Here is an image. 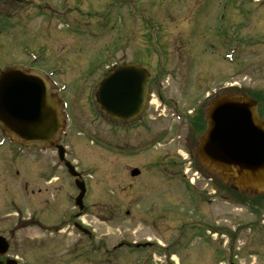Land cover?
<instances>
[{"label": "rangeland", "instance_id": "1", "mask_svg": "<svg viewBox=\"0 0 264 264\" xmlns=\"http://www.w3.org/2000/svg\"><path fill=\"white\" fill-rule=\"evenodd\" d=\"M83 1L78 4L83 9H63L59 0H48L51 7L46 9H0L11 24L0 28V70L16 64L58 70L53 78L60 85L56 94L66 103L62 115L67 113L59 142L88 183V221L96 230L93 263L102 262V234L108 233L110 245L125 230L134 240L151 238L163 248L172 238L179 240L171 244L174 254L155 249L146 264L171 259L183 264H264V195H239L232 187L203 179L182 146L194 143L199 120L204 125L189 112L206 108L229 85H235L232 95L258 99L264 116V44L237 46L232 62L223 59L229 46L236 45L224 36L233 34L230 25L242 24L241 16L231 17L233 9H241L244 20L248 13L254 18L264 12V0ZM107 4L113 7L105 9ZM217 13L227 15L226 23L217 22ZM148 35L156 54L166 59L163 75ZM134 62L146 64L155 77L148 83L146 114L123 129L100 111L94 92L108 71ZM208 88L215 93L204 100ZM153 90L169 108L158 105ZM176 111L181 116L171 115ZM132 168L139 175L131 177ZM65 173L54 148L1 145L0 140V198L25 197L20 187L26 183L40 184L50 199L73 197L75 189ZM13 200L9 206L0 204V215L15 207L26 215L33 208ZM37 213L35 220L48 216ZM9 216L17 217L13 212ZM200 219L204 222L197 225ZM202 231L205 237L191 238ZM146 250L140 253L142 263ZM17 252L30 261L37 258L27 248Z\"/></svg>", "mask_w": 264, "mask_h": 264}, {"label": "water", "instance_id": "2", "mask_svg": "<svg viewBox=\"0 0 264 264\" xmlns=\"http://www.w3.org/2000/svg\"><path fill=\"white\" fill-rule=\"evenodd\" d=\"M145 80L146 75L136 66L115 69L96 92L101 110L114 118L135 117L142 109ZM46 90L44 80L32 73L13 69L2 74L0 126L24 144L53 146L62 122L58 104ZM255 107L250 98L222 93L208 111V128L200 139L198 157L222 183L260 193L264 191V121ZM55 147L59 159L64 160V148ZM65 165L76 175L68 162ZM136 174V169L131 172Z\"/></svg>", "mask_w": 264, "mask_h": 264}, {"label": "flooded vegetation", "instance_id": "3", "mask_svg": "<svg viewBox=\"0 0 264 264\" xmlns=\"http://www.w3.org/2000/svg\"><path fill=\"white\" fill-rule=\"evenodd\" d=\"M78 4H84V1L65 0L62 2L63 9H83L84 5ZM48 7H51L48 0H0V9H46ZM242 12L241 9H233L231 17L238 19V16L243 14ZM247 15L249 18L248 24L238 28L239 37L237 39L241 41L242 45H255L257 43L263 45L264 37L261 35L263 34V30L261 29L264 28V12L259 11L254 18L250 17L249 13ZM145 57L151 61L150 54H145ZM213 93H215V90L207 91L203 99L209 98L210 94ZM215 98L213 96L211 98L212 101ZM259 103L258 101L257 107L260 106ZM166 106L169 108L167 104ZM205 109L204 106L201 110H193L189 113L193 116H203L205 122ZM145 111L146 107L144 106L141 118L146 114ZM171 115H174V113L172 112ZM176 115L181 116L179 111H176ZM133 125L135 124L130 126ZM121 127L125 129L128 126L122 123ZM196 128L199 127L196 125ZM205 129L206 123L200 133L195 129L193 133L196 137L194 143L185 145L182 142L183 148L190 155L195 153L196 146L199 145L198 139L202 136ZM196 163L197 166L195 167L200 169L198 161ZM199 171L204 172L201 169ZM23 189L26 190L27 194L31 193V197L14 198V200L11 198H0V204H3V206H9V201L13 200L16 202L26 201L28 206L33 207L28 209L31 210V213H26V215L22 214L19 208H13L15 210L13 214L17 215L16 218L9 216L13 211L0 215V264H146L147 261L142 263L140 260V253L143 249H147L152 255L155 249H159L164 253H168V256L171 253L168 248L176 240L172 238L166 242L163 248L162 245H156L155 241H152L151 238L134 240V238L130 237L133 236L132 233L129 235L125 230H122V232H119L117 240L109 245V235L108 233H104L102 236L105 240L100 242L98 246V249L102 252V262L93 263V250H96V247H94L96 230L92 228V224L88 221L89 217L92 216L90 208L84 205V207H81V210H76L75 207L70 205L72 201L71 197H66L65 200L64 198H47L45 197V190L42 191L39 184L35 187H28L26 183ZM40 194H43L44 197L40 198ZM52 200L54 201L53 203L51 202ZM46 212L48 216H45V219L42 216L38 217V220L34 219L35 213H43L45 215ZM196 236H199V234H193L191 238ZM20 248H27L31 256L37 257L35 258L36 260L30 261L20 256L17 252ZM167 250L168 252H166ZM112 257H118L119 262H114ZM152 264L183 263L167 260L163 263L152 262Z\"/></svg>", "mask_w": 264, "mask_h": 264}]
</instances>
